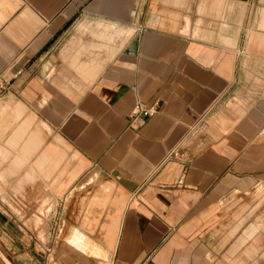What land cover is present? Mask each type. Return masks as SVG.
<instances>
[{
  "label": "crops",
  "instance_id": "1",
  "mask_svg": "<svg viewBox=\"0 0 264 264\" xmlns=\"http://www.w3.org/2000/svg\"><path fill=\"white\" fill-rule=\"evenodd\" d=\"M0 264H264V0H0Z\"/></svg>",
  "mask_w": 264,
  "mask_h": 264
},
{
  "label": "built area",
  "instance_id": "2",
  "mask_svg": "<svg viewBox=\"0 0 264 264\" xmlns=\"http://www.w3.org/2000/svg\"><path fill=\"white\" fill-rule=\"evenodd\" d=\"M159 107V102L154 100L150 104H144L142 102H137L130 112V122L132 124L141 125L145 120L153 116Z\"/></svg>",
  "mask_w": 264,
  "mask_h": 264
},
{
  "label": "rangeland",
  "instance_id": "3",
  "mask_svg": "<svg viewBox=\"0 0 264 264\" xmlns=\"http://www.w3.org/2000/svg\"><path fill=\"white\" fill-rule=\"evenodd\" d=\"M40 209H42V207H41ZM40 209H39V210H40ZM34 218H35V223H34V222H33V223H34V224H37V222H38V218H36V217H34Z\"/></svg>",
  "mask_w": 264,
  "mask_h": 264
}]
</instances>
